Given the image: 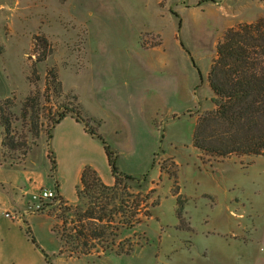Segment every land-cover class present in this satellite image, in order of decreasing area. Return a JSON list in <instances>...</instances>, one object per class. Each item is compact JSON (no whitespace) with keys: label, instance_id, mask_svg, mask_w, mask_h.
<instances>
[{"label":"rangeland","instance_id":"1","mask_svg":"<svg viewBox=\"0 0 264 264\" xmlns=\"http://www.w3.org/2000/svg\"><path fill=\"white\" fill-rule=\"evenodd\" d=\"M170 4L160 0H0V99L12 98L13 130L21 134L27 129L22 126L21 105L30 92L39 91L41 105L53 116L64 110V106L72 109L81 106L100 120V131L117 153L120 169L138 177L126 181V188H119L114 194L130 204L136 193L149 192V203L157 202L150 206V217L137 215L142 223L120 227L116 237L120 246L114 245L100 257L96 253L79 258L54 256L53 264H175L182 252L167 257L165 251L183 248L189 237L188 232H183L186 229L177 228L175 187L173 178L167 174L174 168L183 199L182 214L188 211L197 228L205 216L210 217L209 227H215V219L229 216V232L240 233L245 228V215L252 214L257 206H264V155L205 156L203 162L213 166L229 161L216 171L217 167L210 169L202 164L201 152L193 145L197 116L214 108L207 72L215 57L218 38L229 27V21L232 26L256 17L240 10L247 2L235 3L233 14L213 2L186 7L179 2V28V18L169 10ZM35 35L44 36L51 45L43 60H37L33 49ZM180 41L190 53L181 47ZM160 42L159 47L146 48ZM93 56L96 63L110 61L111 64H100L93 69ZM127 64L132 66L129 76L147 79L152 89L141 91L139 96L136 91L122 93L117 86L107 83L110 77H118ZM50 67L57 68L62 92L59 96L50 92L46 101L45 73ZM38 113L42 124L40 135L47 138L45 129L50 119L42 107ZM36 143L38 146L28 154L25 165L11 164L0 148V224H5L3 212L9 205L3 194L9 187L15 193L18 185L26 186L29 201L32 192L52 180L45 138L40 136ZM223 168L228 170L229 189L215 193L218 204L212 209L215 199L202 196L201 190L216 189ZM146 173L143 181L141 177ZM151 177L155 179L152 182ZM249 181H255L250 188ZM235 197L243 200V207L236 203ZM63 200L41 199L37 201L39 210L27 206L32 211L50 214L29 213L32 215L26 219L49 249H58L60 244L49 228L50 217L60 233L68 230V221L73 216L72 211L59 208ZM116 202L121 205L119 200ZM86 203L87 198L82 196L67 206L85 207ZM9 210L13 209L9 207ZM239 211L244 216L239 217ZM128 212L125 209V214ZM23 225L27 224L23 222ZM223 227L227 228L228 223H223ZM129 244L132 245L130 256L115 251ZM14 262L5 257L2 260V264Z\"/></svg>","mask_w":264,"mask_h":264},{"label":"trees","instance_id":"2","mask_svg":"<svg viewBox=\"0 0 264 264\" xmlns=\"http://www.w3.org/2000/svg\"><path fill=\"white\" fill-rule=\"evenodd\" d=\"M202 1L207 0H200L199 3ZM175 15L179 18L180 28L181 19L177 14ZM180 45L190 53L181 41ZM33 49L37 54V60H43L51 50V45L44 36L35 35ZM33 75L35 79L38 78L35 70ZM207 81L214 94L211 97L214 108L197 116L193 130V145L201 152V159L204 160L205 156L226 158L233 155L237 157L264 155V16L252 21L239 22L223 31L216 44V53L207 73ZM50 92L58 96L62 92L56 67L48 68L45 73L43 96L46 101ZM12 105L10 96L0 99V145L4 157L22 159L36 143L41 132L42 124L39 122L38 112L42 107L51 122L45 129L47 140L52 136V127L62 117L67 114L75 116L78 121L85 124L87 131L99 137L104 143L114 177V183L108 185L90 166L83 169L80 184L77 186V196L79 199L82 196L87 198L85 207L67 206V202L58 195V198L63 200L59 208L63 206L65 210L72 211L73 216L68 221L70 224L68 230L64 229L59 233L55 224L51 226V230L62 241V246L56 255L65 254L67 257L79 258L96 253L100 257L109 248L113 249L114 245L120 246L119 242H116L120 227L130 228L140 222L141 219L137 216L140 213L144 217L152 215L150 206L156 205L157 202L149 203V192L136 193L130 204L118 199L114 194L119 188H126V181L137 180L138 177L121 171L117 163V153L97 130L99 119L84 118L79 111L80 108L72 109L68 106H64V110L53 116L50 110H45L46 107L41 105L39 91L30 92L21 105V122L27 129L18 134L12 126L15 118L10 110ZM90 120L96 124L89 127ZM48 157L53 169L55 158L50 148H48ZM167 174L173 178L175 187L178 227L188 228L185 226L182 214L183 199L179 192L176 169L167 171ZM146 178L147 173L141 177L143 181ZM116 200H119L121 205H118ZM125 209L129 210L127 214ZM25 233L35 245H38L28 225L25 227ZM68 247H73V250ZM131 250L132 245L129 244L125 249L115 251L117 254H129ZM44 256L46 264H51L49 254L45 251Z\"/></svg>","mask_w":264,"mask_h":264},{"label":"crops","instance_id":"3","mask_svg":"<svg viewBox=\"0 0 264 264\" xmlns=\"http://www.w3.org/2000/svg\"><path fill=\"white\" fill-rule=\"evenodd\" d=\"M199 1L200 0H160V3H171L169 5V10L173 14L175 13L180 16L177 5L179 2L185 7L190 5L200 6L206 2H213L218 4L222 10L229 12L231 11L233 14L232 8L234 4L241 1L243 3L247 2V5L244 6L243 9H240L244 14H250L252 17L256 18L259 16H264V0H207L200 3ZM231 24V21H229V26H231ZM154 34L157 35L159 33L155 32ZM161 45L162 42L155 45H149L146 48L159 47ZM91 64L93 69H96L100 64H107L109 66L111 62L100 61L96 63L95 56H93ZM131 70L132 66L127 64L118 77H110V79L107 80V83L117 86L122 90V93L127 91H136L138 92L139 96L141 95V91H149L152 89V86L147 84V79L142 80L139 75L130 77L129 74ZM161 95L164 96V93H161ZM134 103H136V101H134ZM79 108L80 113L84 118L98 119L90 112L82 110L81 106ZM94 123L95 122L93 120H90L88 122V126L90 127L91 125H94ZM96 127L98 132L105 139L106 135H103L102 131H100V122ZM51 133L52 136L49 140H47L43 134L40 136L45 138L49 174L52 180L44 184L42 183V185H40L36 191L32 192L29 196V201L28 197L26 196V186L24 187L18 185L16 187L17 191L15 193H13V188L9 187V189L3 194V199L9 205L10 209L18 208L21 210L22 218L16 221L11 220L5 216V211L3 212L6 218L5 224H0V264H2L4 257L9 258L13 262L15 261L16 263L14 262V264H43L44 262V264H46L43 249H47L49 251L48 253H51V256L49 255L51 264H53V260L51 258H55L54 256L67 257L65 254L56 255L62 246V241L58 235L51 230V226L53 224L52 217H50L51 219L49 228L59 238L60 244L58 249H49L47 243L41 237H39L36 231L34 229L32 230L27 223L26 219H29V217L32 215L29 213H45L46 215L50 216L46 212L32 211L31 209H28V203H32L31 200L34 193L38 192L42 188H52L55 189L57 194L60 195L67 203L74 204L78 200L77 186L80 184L81 174L86 166H90L93 170H95L97 175L105 184L112 185L114 183V177L110 170L104 143L99 137L87 131L83 122L78 121L75 116L67 114L52 127ZM37 146V143H35L34 146L31 147L29 151H27L24 158L22 159L10 157L5 158H8L7 160H10L11 164L17 162L25 165L32 150H34ZM48 148L52 150L55 158V167L53 169L48 157ZM201 160L202 164L209 166L210 169L217 167L216 171L221 166L227 165V163H229V161H224L219 162L217 166H213L208 162H203V159ZM121 171L123 170L121 169ZM125 171L123 172H129ZM227 172L228 170L223 168L222 177H218L216 180V189L204 188L201 190L202 196L205 195L206 198H210V196H212L215 199V203L212 205L210 203L212 209L218 204V196L215 193L219 192L220 190L225 191L226 189H229V174ZM130 173L133 172H129L127 174ZM31 180L32 177L30 175V177H28V181L31 182ZM154 180L155 179L151 177V182ZM248 183V187L250 188V186L252 187V184L255 183V181H249ZM254 188L255 186H253L252 189ZM235 200L238 205H241V207L244 206L242 199L235 197ZM9 207H7L8 210ZM185 209H187V205H185ZM184 214L187 217L185 220L187 221L185 222V226H188V228H177L187 230H183V232H188L186 236L189 237V242L186 244L184 243L183 248H169L165 251L167 257L172 256L178 251L182 252V256L179 257L175 264H264V206H257L255 210L252 211V214L250 213L245 215V228L242 229L240 233L238 231V233H235L233 230L229 232V216L226 219H215V227H209L210 217L205 216L204 219L202 218L200 220L199 227L197 228L195 223L192 221L191 216L188 215V211L185 210L183 212V216ZM240 216H244L242 215L241 211H239V217ZM21 220L23 222L26 221V224L30 227L38 245H35L29 239L25 233V226ZM139 223H142V221ZM176 223L177 225L179 223L177 216ZM223 223H228V227L224 228ZM131 253L122 255L130 256ZM168 263L174 264L170 262Z\"/></svg>","mask_w":264,"mask_h":264},{"label":"built area","instance_id":"4","mask_svg":"<svg viewBox=\"0 0 264 264\" xmlns=\"http://www.w3.org/2000/svg\"><path fill=\"white\" fill-rule=\"evenodd\" d=\"M57 198H58V194L55 189L42 188L38 192L32 195V200L35 202L28 204V206L30 207L33 205L35 210H39L40 205L37 203V201H40L41 199L49 200V199H57ZM4 214L11 220H15V221L20 220L22 217V212L18 209L7 210L5 211Z\"/></svg>","mask_w":264,"mask_h":264}]
</instances>
